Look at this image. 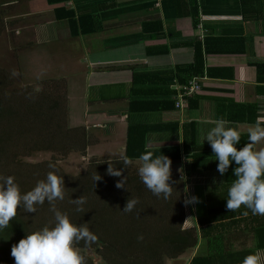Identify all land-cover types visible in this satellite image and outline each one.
Segmentation results:
<instances>
[{"label":"crops","instance_id":"crops-1","mask_svg":"<svg viewBox=\"0 0 264 264\" xmlns=\"http://www.w3.org/2000/svg\"><path fill=\"white\" fill-rule=\"evenodd\" d=\"M195 1L197 24L191 16L194 0H186L184 5L176 0H68L56 4L27 0V11L17 14L13 10L21 6V0H0L3 16L37 19L32 25L35 41L32 45L38 43L44 48L54 46L53 50L65 51L56 55L55 61L64 66L62 74L53 71L51 77L67 82L68 97L75 94L73 83L80 87L84 99L83 126L92 133L95 128L101 129L98 136H103L108 128L112 130L109 136L115 150L111 156L117 153L124 157L132 123L165 126L147 134V148L172 145L183 151L184 130L188 126L191 133L193 128L189 124L193 122L194 135L198 145L204 146L203 152H182L180 161L171 163V174L183 180L184 201L188 196L199 200L195 204L194 227L186 221V207L190 209V205L185 204L184 229L197 228L198 219L208 216L211 208L226 209V199L219 197L222 200L211 205L210 198L227 194L225 186L230 185L225 181L227 174L230 183L235 179L234 165L223 176L217 172L218 161L214 160L211 147L200 139L201 129L211 125L200 122L217 118L228 121L229 126L241 132L240 145H243L247 143L248 129L258 116H264V71L260 73L257 67L264 64V21L244 18L241 0ZM58 7L75 10L76 17L89 14L82 23L84 27L95 28H89L90 33L72 35L69 20L56 17ZM207 37L222 38V42L209 41L210 51L206 52ZM218 43L223 51H213ZM200 44L206 74L201 76V90L192 97L196 107L189 102L176 108L177 90L167 80L172 78L175 84H180L177 69L195 63L196 46ZM209 69L211 74H207ZM256 148H264V141ZM214 193L216 196H212ZM244 208L241 205L236 212H245ZM221 241L233 250L255 245L250 235L241 232L227 233ZM210 249L214 245L204 242L200 231L197 246L190 257L186 256L187 264L193 256ZM257 254L260 264H264V249L257 250Z\"/></svg>","mask_w":264,"mask_h":264},{"label":"trees","instance_id":"trees-1","mask_svg":"<svg viewBox=\"0 0 264 264\" xmlns=\"http://www.w3.org/2000/svg\"><path fill=\"white\" fill-rule=\"evenodd\" d=\"M47 1L49 4H56L68 0ZM176 1L179 4H186V0ZM241 2L244 18L257 22L264 21V0H241ZM195 3L194 0L191 16L197 24L198 10ZM89 16L87 13H81L76 17L75 10L56 8L57 19L69 20L72 35L92 32V29H88L95 28L94 26L84 27L82 23ZM1 21L0 15V23ZM213 39L222 42V38H205L206 52L210 51L208 42ZM196 47L195 63L177 69V81L181 85L188 83L195 76L206 74L202 45ZM213 51H223L221 44ZM257 67L260 73L264 71V64H258ZM211 72L212 70L209 69L207 74ZM5 80L0 75V177L13 176L21 192H27L37 182L46 178L49 168H53L49 166L51 164L56 170H60V173H54L64 179L65 195L63 200H56L53 204L45 201L42 205H37L35 213H27L23 209L17 210L16 217L3 231H0V264H14V258L10 255L12 245L18 243L26 232L51 226L54 223V211L68 215L74 223L88 227L97 235L98 240L95 244L86 246L80 241L77 245L83 257V264H89L88 256L83 251L91 247L107 249L113 257V260L109 259L111 263L108 260L110 264H165L168 258L174 260L180 256L190 257L198 244L200 231L204 242L210 246L214 245V249L193 256L189 264H243L245 257L256 255L257 250L264 249V215H253L247 208H244L245 212L229 211L224 207L218 208L217 211L211 208L208 216L198 219L197 228L184 229L183 180L176 174L171 175L170 180L174 186L167 200L162 196L153 195L141 182L137 169L142 163L138 159L142 153L151 152L157 156L164 154L172 162H178L182 152L186 154L203 152L204 146L198 145L194 135L193 122L189 124V127L193 128L191 133L187 131L188 126L184 130L183 151L179 146L172 145L158 149L147 148V134L161 130L165 126L131 122L124 155L130 163L124 168L121 177L109 175L107 168L109 161L114 168H123L120 164L122 156L116 159L106 158L100 161V164L98 161H93L89 163L85 173L80 175L61 173L60 163L64 160V156L60 153L65 151V154H70L74 150L79 151L81 146L89 147L95 135L85 126L68 127L66 87L64 95L56 91L59 86H52L49 82L40 88L27 86L9 93L8 83ZM167 82L171 85L176 83L172 78ZM193 96L189 97L187 105L190 102L191 107H196L192 101ZM63 97H66L65 103H62ZM43 152L55 155H52V160L47 163L40 159L35 162L29 159ZM99 175L101 179L94 182V177ZM125 176V187H115L116 182ZM225 181L231 185L229 174L226 175ZM230 185H226L225 188L228 190ZM80 196L84 203L82 205L73 203V199ZM219 197L226 199L227 194H218L216 198L212 197L213 199L208 197L212 201L211 205L221 201ZM128 199H135L137 204L131 212H124L122 209ZM77 208L80 210L78 211ZM231 232L250 235L255 245L238 250L227 249L224 241L220 242V240ZM216 237L221 239H214Z\"/></svg>","mask_w":264,"mask_h":264},{"label":"clouds","instance_id":"clouds-1","mask_svg":"<svg viewBox=\"0 0 264 264\" xmlns=\"http://www.w3.org/2000/svg\"><path fill=\"white\" fill-rule=\"evenodd\" d=\"M200 123L211 125L201 129V142H208L217 163V172L223 176L232 168L235 179L227 190L225 207L229 211L239 209L241 205L251 210L253 215H264V148L256 145L264 141V116H258L254 126L247 131V143L240 145L241 132L222 119H205ZM142 163L138 175L144 186L153 195L167 200L173 190L171 182V159L166 155L142 153L138 158ZM130 163L127 157L120 158L121 167H113L111 161L107 173L121 177L124 168ZM54 167L53 165H49ZM101 179L94 177V182ZM126 176L116 182L115 187L124 188ZM64 179L49 172L44 180L27 192H21L13 176L0 177V231L17 215L18 209L35 213L36 206L45 201L53 204L64 199ZM198 197L188 196L184 203L194 205ZM76 205H82V196L73 199ZM137 201L128 199L124 212H131ZM79 211L80 209L77 208ZM247 214V213H245ZM142 238V237H140ZM98 237L84 225L74 223L68 215L54 211V223L39 230L26 232L18 243L11 247L10 255L14 264H83V257L77 245L83 241L86 246L95 244ZM243 264H260L259 254L244 258Z\"/></svg>","mask_w":264,"mask_h":264},{"label":"rangeland","instance_id":"rangeland-1","mask_svg":"<svg viewBox=\"0 0 264 264\" xmlns=\"http://www.w3.org/2000/svg\"><path fill=\"white\" fill-rule=\"evenodd\" d=\"M25 2H27V0H21L19 3L21 6L18 9H14L13 12L17 14L21 11H27ZM2 17L6 20H2L0 23V75L3 76V79H6L5 81L8 83V92L11 93L15 90H21L22 88H27V86L30 88H40L49 82L52 86H59L56 91L64 95L63 92L65 86H67V82L64 80H58L56 82L51 76L53 71L61 73V71L64 70V66L57 64L55 61L57 59L56 55L58 56L59 54L65 53V51L61 53L58 50H53L55 49L54 46L44 48L41 44H38L37 41V45H32L35 43L34 31L32 28V25L37 21L35 17H28L31 19H27V17H17L16 15L10 18L3 15ZM24 19H26V23L25 21L23 22ZM20 20H22V22ZM62 36L64 37V33ZM65 90L67 93V89ZM19 92L18 94H24V92ZM73 92L75 93L74 96L70 95V98L66 96V109L68 112L66 122L70 128L83 126L82 103L84 99L81 96L80 87H77L74 83ZM66 97L62 98V103H65L64 100ZM75 107H77V109H73ZM99 130L96 128L93 129L95 139L90 147L83 148L81 146L79 148L82 150H74L70 152V154H65V151L60 153L64 156V160L60 163L62 164L61 173L66 172L70 175H80L81 173H85L89 163L93 161H98L100 164V161L106 160V158L116 159L120 157L117 153L111 156V151L115 150V146L112 145V130L108 128L104 131L103 136H98ZM52 155L55 154L43 152L40 155L35 154L29 159L33 162L40 159L47 163L52 160ZM49 172L60 173V170H56V167H53L49 168ZM186 221L193 224L192 227L196 225L195 204H190V209L186 207ZM188 223H186V225L189 227ZM83 253L88 256L87 262L89 264H110L111 261L109 259L113 260L110 252L104 248L91 247L85 249ZM169 259L170 258L166 260L165 264H187L189 261L186 256H180L172 262Z\"/></svg>","mask_w":264,"mask_h":264},{"label":"built area","instance_id":"built-area-1","mask_svg":"<svg viewBox=\"0 0 264 264\" xmlns=\"http://www.w3.org/2000/svg\"><path fill=\"white\" fill-rule=\"evenodd\" d=\"M201 76L191 78L188 83L179 85L175 84L174 88L177 90L176 94V108H183L187 104L189 97L195 95L201 90Z\"/></svg>","mask_w":264,"mask_h":264}]
</instances>
